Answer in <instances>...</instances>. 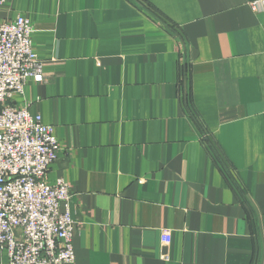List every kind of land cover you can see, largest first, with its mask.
I'll use <instances>...</instances> for the list:
<instances>
[{"label": "crops", "instance_id": "obj_1", "mask_svg": "<svg viewBox=\"0 0 264 264\" xmlns=\"http://www.w3.org/2000/svg\"><path fill=\"white\" fill-rule=\"evenodd\" d=\"M18 15L44 80L7 105L53 129L73 264H264V0H3Z\"/></svg>", "mask_w": 264, "mask_h": 264}, {"label": "built area", "instance_id": "obj_2", "mask_svg": "<svg viewBox=\"0 0 264 264\" xmlns=\"http://www.w3.org/2000/svg\"><path fill=\"white\" fill-rule=\"evenodd\" d=\"M32 33L21 15L0 21V250L6 264H73L69 186L48 179L58 151L53 129L25 106L7 105L29 80H44ZM161 243L169 245V232Z\"/></svg>", "mask_w": 264, "mask_h": 264}]
</instances>
